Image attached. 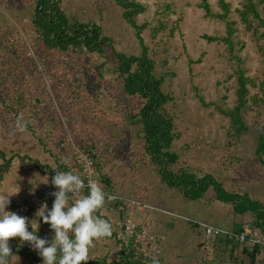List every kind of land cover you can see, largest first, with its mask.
Here are the masks:
<instances>
[{
  "label": "rangeland",
  "instance_id": "1",
  "mask_svg": "<svg viewBox=\"0 0 264 264\" xmlns=\"http://www.w3.org/2000/svg\"><path fill=\"white\" fill-rule=\"evenodd\" d=\"M35 1L0 0V50L6 47L15 53L19 63L16 75L5 83L10 87L7 92L1 67L3 64L5 71L8 65L0 57V165L9 162L0 195H10L11 202L21 205L33 189L28 190L29 179L40 183L44 180L40 184L43 188L35 191L39 192L52 178L36 164L53 168L57 160L76 173V160L87 154L84 147L92 146L99 163L93 179L106 177L108 185L101 184L117 199L106 202L96 213L112 224L113 233L94 242L87 264L117 261L122 245L131 246L134 256L145 264H153L152 246L157 247L158 264H250L243 248L250 252L255 244L252 241L262 247L255 264H264V238L253 227L252 213H235L231 204L216 200L211 189L192 201L160 181L155 165L144 152L143 141L136 136V128L125 124L123 118L133 111L130 106L134 100L129 106L120 103L118 89L111 83V63L115 58L106 46L105 55L95 54L93 60L105 64V89L109 94L98 90L95 99L88 91L71 97L67 86L60 85L70 83L68 57L51 58L54 64L48 66L42 59L37 60L31 24ZM135 1L143 7L134 21L142 27L146 55L154 62V76L163 79L161 91L170 98L164 111L172 119L177 136L170 148L177 162L169 170L197 177L210 175L227 193L247 196L264 207V26L251 17L257 33L247 30L236 12L245 0H224L228 4L226 21L233 23L234 29L230 52L223 42L204 38L226 36L225 20L218 18L222 14L218 0H207L212 17H206L198 7L200 0ZM60 7L70 22L97 25L117 52L132 56L141 53L135 31L124 21L115 0H61ZM257 11L264 22V6L258 4ZM239 67L253 86L246 85L248 94L241 110L244 128L238 134L219 109L232 110L237 103ZM12 90L21 91L25 97L26 108L21 115L36 118L35 113L39 114L38 119L31 120L32 129L23 127L21 131L17 116H13L7 103H2L5 95H14ZM77 198L79 195L72 202ZM37 210L29 220L35 218ZM40 222L37 235L50 240L53 233L49 225ZM125 223L136 227L139 242L127 239L119 228ZM203 225L226 232L241 227L250 232L249 241L233 248L231 244L206 240ZM9 245L14 255L9 264H42L27 242L12 238ZM29 253L37 254L38 259L26 257Z\"/></svg>",
  "mask_w": 264,
  "mask_h": 264
},
{
  "label": "trees",
  "instance_id": "2",
  "mask_svg": "<svg viewBox=\"0 0 264 264\" xmlns=\"http://www.w3.org/2000/svg\"><path fill=\"white\" fill-rule=\"evenodd\" d=\"M115 2L122 10L124 21L135 31V38L141 47V53L138 56L125 55L117 52L111 40L102 35L101 29L97 25L76 21L70 22L60 7L61 0H36L31 24L35 35V47L37 48L36 52L38 55L37 60L41 61L42 59L48 66L54 64L51 58L68 57L70 61V83L69 85L68 83L60 85H62V87L67 86V89L70 90L71 97H80L78 93L88 91L91 99H95L98 97V93H96L98 90L106 91L105 95L109 94L108 90L105 89L108 84L103 71L105 64H98L93 60V55L95 54L105 55L103 47L106 46L109 49V54L115 58V61L111 63V72L114 74L111 83L115 84L118 89L120 103H128L127 106H129L130 101L134 100L132 101L133 104L130 106L133 111L126 114V117L123 119L127 126L136 128V136L143 141L144 152L150 158L151 163L155 165L160 181L168 188L177 189L183 197L192 201L202 198L204 194L211 189L214 192L216 200L231 204L235 213L240 215L252 213L255 217L253 227L256 228L264 238L263 206L256 202H252L247 196L236 197L233 194L227 193L210 175L197 177L183 171L179 172L180 170L176 174L169 170L168 167L177 162V155L170 152L172 141L177 136L174 135L173 132L172 119L168 117L167 113L164 111V105L170 98L161 91L163 79H157L154 76L155 65L152 59L146 55L147 49L141 37L142 27L136 25L134 21V17L143 12V7L135 0H115ZM218 2L222 10V14L219 15L218 18L225 20L226 36L204 38L209 42H223L231 52L233 47L231 37L234 33V29L232 28L233 23L226 21L228 4H226L224 0H218ZM258 4L264 6V0H245L242 8L236 10L246 29L252 30L254 34L257 33V29L252 25V18L258 21L259 25L264 26V22L260 20L257 11ZM198 7L203 10L206 17L213 16L207 0H200ZM7 50L6 47H3L0 50V57L4 59L5 65H8L5 71L3 69V64L1 68L2 72L5 73L3 83L6 89L4 90L10 92V87H7L5 83L8 82L9 77L16 75L19 63L17 55ZM237 62L239 63V59H237ZM46 71L49 73L50 69L46 68ZM84 79L86 81L85 84L83 83ZM94 80L101 82V84L99 85L98 82L96 84ZM65 81H67V79ZM236 83L238 88L235 107L232 110H219L222 115L229 118L231 126L234 127L239 134L244 128L241 110L245 108L246 104V96L248 94L246 85L253 86V82L251 79L244 76L243 71L239 67L236 71ZM12 93L14 95L8 96L9 93L5 95L6 97L3 98L2 103L4 105L7 103V108L9 107L13 116H17L20 124L24 128L32 129L34 123H32L31 120L38 119L37 117L39 114L35 113L34 116L36 118H31L27 116L26 113L21 115L20 112L24 113V108H26L25 97H23L22 92L19 90H12ZM110 94L113 97L114 94L112 92H110ZM198 99L202 105H206L202 97L198 96ZM37 101L38 100L35 102ZM59 102L60 100L58 103ZM117 104L119 105V103ZM38 142L40 146L44 148V151H46L41 138L38 139ZM84 149L88 159L92 161L91 170L95 177L97 175V170H99V163L96 162L93 147H84ZM48 153L50 156L52 155L51 152ZM0 158H3L2 152H0ZM76 162L78 164V170L74 174L80 175L86 183L83 165L79 163L78 159ZM55 163L58 165L53 168L45 164H36L35 167L45 169L47 175L50 177L55 175V170L68 171L64 167L65 165H61L57 160ZM8 165L9 162L0 165V183L3 179V174L8 171ZM96 180L108 185V179L106 177H99ZM105 190L107 192L110 191L106 186ZM83 194H87V189L84 190ZM116 202L119 203V201ZM32 212L26 216L28 219L31 217ZM194 227L198 228V225H194ZM243 231L248 232L246 229L238 227L236 230L232 231V233L239 235ZM248 239L247 237V240ZM213 241L215 243L224 242L225 244H231L233 248H237L241 245L239 242H235L234 239L229 240L227 237L222 236L214 238ZM261 248L259 244H254L250 252L246 248H243V252L250 260V264L256 263V255ZM120 254V258L117 261H111L108 264H145L142 260L134 256V251L131 249V246L126 247L122 245ZM25 256H32L33 261L38 259L37 254L31 255L29 253L25 254ZM157 261L159 263V260Z\"/></svg>",
  "mask_w": 264,
  "mask_h": 264
},
{
  "label": "clouds",
  "instance_id": "3",
  "mask_svg": "<svg viewBox=\"0 0 264 264\" xmlns=\"http://www.w3.org/2000/svg\"><path fill=\"white\" fill-rule=\"evenodd\" d=\"M20 130H24L23 126ZM51 183L56 189L51 193L54 197L51 208L42 203L31 220L6 211L10 195H0V264H9L14 256L9 245L12 238L27 242L39 254L42 264H87L94 242L112 236V224L96 213L117 197L108 193L99 181L89 180L86 184L72 171L55 170ZM85 189L87 194H83ZM75 194L79 198L72 202ZM40 221L49 225L53 233L50 240L37 235ZM153 264L158 261L153 260Z\"/></svg>",
  "mask_w": 264,
  "mask_h": 264
},
{
  "label": "built area",
  "instance_id": "4",
  "mask_svg": "<svg viewBox=\"0 0 264 264\" xmlns=\"http://www.w3.org/2000/svg\"><path fill=\"white\" fill-rule=\"evenodd\" d=\"M79 163L83 165V173L86 178V184L89 180H94V176L92 174L91 166L92 161L88 159L87 154L79 156ZM56 191V189L53 187L52 183H49L47 187H45L42 191L34 192L31 195H29L21 205L13 206L11 208L6 209V211L14 212L20 216L26 217L29 213L34 211L35 209H39L42 203H46L48 206L52 205L54 201V197L51 195ZM79 194L73 195V197L78 196ZM72 197V198H73ZM123 233L128 237L127 239L135 240L136 242H139L137 238V231L136 227L130 223H125L123 225H120L119 227ZM203 236L206 240L214 239L216 237H227L229 240H233L235 242H239L240 244L245 243L247 241V237H250V232H241L239 235H235L232 232H226L222 229H219L217 227L203 225ZM249 241V240H248ZM255 244H258L257 241H252ZM264 245V243H263ZM152 260H159L157 252V247L152 246ZM155 254V255H154Z\"/></svg>",
  "mask_w": 264,
  "mask_h": 264
},
{
  "label": "crops",
  "instance_id": "5",
  "mask_svg": "<svg viewBox=\"0 0 264 264\" xmlns=\"http://www.w3.org/2000/svg\"><path fill=\"white\" fill-rule=\"evenodd\" d=\"M45 176V175H44ZM30 178H31V176H30ZM43 178V177H42ZM51 180H52V178H49V180H48V182L45 184V186L44 187H47L48 186V184L51 182ZM40 180H37L36 182H35V180H32V178L31 179H29V186H28V190L30 191L31 190V188H33L31 191H30V193L32 194V193H34L38 188L39 189H42L43 187H41L40 186V184H42V182H44V180L40 183L39 182ZM13 206H15V203L14 202H11L10 201V204H9V206H8V208H11V207H13ZM7 208V209H8ZM51 207H49V209H50ZM32 216V215H31ZM39 223H41V222H39ZM31 229L29 228V231H30ZM41 235V234H40ZM39 235V236H40ZM18 238V237H17ZM15 239V238H14ZM15 242H16V240H15Z\"/></svg>",
  "mask_w": 264,
  "mask_h": 264
}]
</instances>
